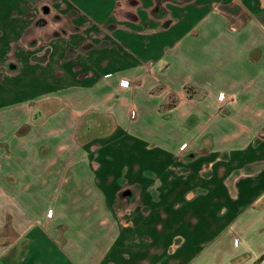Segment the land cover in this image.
I'll use <instances>...</instances> for the list:
<instances>
[{"label": "crops", "instance_id": "obj_1", "mask_svg": "<svg viewBox=\"0 0 264 264\" xmlns=\"http://www.w3.org/2000/svg\"><path fill=\"white\" fill-rule=\"evenodd\" d=\"M0 264H264V0H0Z\"/></svg>", "mask_w": 264, "mask_h": 264}, {"label": "built area", "instance_id": "obj_2", "mask_svg": "<svg viewBox=\"0 0 264 264\" xmlns=\"http://www.w3.org/2000/svg\"><path fill=\"white\" fill-rule=\"evenodd\" d=\"M227 97V94L226 93H224L223 94V98H226ZM184 145H185V143L184 144H182V147H184Z\"/></svg>", "mask_w": 264, "mask_h": 264}]
</instances>
